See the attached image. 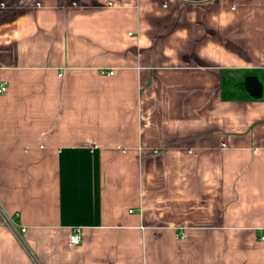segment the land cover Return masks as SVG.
<instances>
[{
  "label": "crops",
  "instance_id": "1",
  "mask_svg": "<svg viewBox=\"0 0 264 264\" xmlns=\"http://www.w3.org/2000/svg\"><path fill=\"white\" fill-rule=\"evenodd\" d=\"M2 82L0 264H264V0H0Z\"/></svg>",
  "mask_w": 264,
  "mask_h": 264
},
{
  "label": "built area",
  "instance_id": "2",
  "mask_svg": "<svg viewBox=\"0 0 264 264\" xmlns=\"http://www.w3.org/2000/svg\"><path fill=\"white\" fill-rule=\"evenodd\" d=\"M114 72L110 71L109 74L112 75ZM7 83L6 82H2L0 83V94L6 92L7 90ZM81 242V231L80 228H76L73 230L70 239H69V243L71 246H77L79 245Z\"/></svg>",
  "mask_w": 264,
  "mask_h": 264
},
{
  "label": "water",
  "instance_id": "3",
  "mask_svg": "<svg viewBox=\"0 0 264 264\" xmlns=\"http://www.w3.org/2000/svg\"><path fill=\"white\" fill-rule=\"evenodd\" d=\"M246 87L254 97H258L261 94V84L255 77H248L246 80Z\"/></svg>",
  "mask_w": 264,
  "mask_h": 264
}]
</instances>
